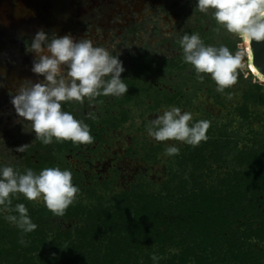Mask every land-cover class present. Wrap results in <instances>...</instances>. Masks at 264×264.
I'll return each mask as SVG.
<instances>
[{
  "label": "trees",
  "instance_id": "trees-1",
  "mask_svg": "<svg viewBox=\"0 0 264 264\" xmlns=\"http://www.w3.org/2000/svg\"><path fill=\"white\" fill-rule=\"evenodd\" d=\"M250 102L264 103V94L248 89L244 111ZM74 107L62 104L69 113ZM92 114L80 109L79 120L88 124ZM228 128L210 123L206 141L186 143L160 165L163 177L147 167L117 187L122 170L115 168L113 177L99 182L95 174L98 181L85 188L76 180L79 194L63 216L12 195L11 208L23 203L37 228L24 233L5 219L18 213L0 211V264H264V127ZM27 145L8 165L21 174L62 163L64 142L45 145L34 137Z\"/></svg>",
  "mask_w": 264,
  "mask_h": 264
},
{
  "label": "rangeland",
  "instance_id": "rangeland-1",
  "mask_svg": "<svg viewBox=\"0 0 264 264\" xmlns=\"http://www.w3.org/2000/svg\"><path fill=\"white\" fill-rule=\"evenodd\" d=\"M160 1L168 10L159 13V21H151V16H155L156 12L154 9L147 7L143 10L142 17L146 22L147 32L140 31L138 35L124 39L120 33L123 28L115 26L116 23L123 24L118 16L113 17L112 29L97 27L90 31L87 40L93 46L103 47L109 53L115 50V56L119 57L125 69L121 78L128 85L130 94L101 95L91 100L85 98L83 103L71 101L75 105L71 114L77 120L80 109L85 114L94 111L87 119L93 137L92 143L74 144L64 141L66 148L62 151V163L58 166L62 170L71 171L74 186L76 180L81 182L79 188L93 185L98 181L94 178L95 174L101 176L99 182L104 178H111L115 168L122 169L116 182L117 187L134 179V173H140L141 167L152 168L149 172L153 177L156 173L163 177L160 165L171 157L165 155V149L169 145H175L180 152L186 143L156 141L148 134V127L152 120L174 107L180 108L182 112H190L193 120H207L218 127L227 124L230 130L244 132L250 126L255 129L264 127L263 102H250L248 110L243 109L244 94L248 89H252L257 95L264 94V73L254 63L251 42H245L217 24L214 10L201 12L196 6L198 0ZM129 16L130 14L128 18H131ZM158 27L160 30L156 35L154 31ZM68 33L75 34L70 31ZM185 34H198L205 46H224L233 55H241V67L237 68L236 82L231 87L223 92L218 91L210 75L197 74L193 66L184 61L181 45H174V42ZM52 38L51 34L47 42ZM31 43L32 40H18L13 52L17 57L16 61L6 69L14 72L19 68L23 74L13 95L22 87H30L31 84L44 80L43 76L32 71L36 53L31 51ZM136 55L140 58L135 65ZM62 67L66 73V66ZM201 75L202 80L199 78ZM254 75L260 81L255 80ZM5 77L6 74L0 75V88L6 82L9 83V79L6 80ZM13 95L7 92L0 104V168L16 161V149L33 142L35 137L31 122L17 114L12 104ZM155 103H159L158 108H151V104ZM101 128L102 132L99 133ZM154 158L159 159L161 164L151 163ZM90 170L92 178L88 179ZM138 178L139 176L135 180ZM82 194L86 196L85 191Z\"/></svg>",
  "mask_w": 264,
  "mask_h": 264
},
{
  "label": "clouds",
  "instance_id": "clouds-1",
  "mask_svg": "<svg viewBox=\"0 0 264 264\" xmlns=\"http://www.w3.org/2000/svg\"><path fill=\"white\" fill-rule=\"evenodd\" d=\"M201 12L214 10V19L227 32L235 34L245 42H264V0H198ZM219 30V29H218ZM49 36L38 31L31 43L36 53L32 71L44 80L22 87L13 97L12 104L17 114L31 122L35 139L48 145L55 141H70L74 144H90L93 141L87 124L77 120L62 109L65 102L83 103L98 96H121L128 92V85L121 74L125 71L118 56H112L103 47H95L90 40H74L69 35ZM184 61L193 66L197 74L210 75L223 92L236 82L237 68L241 67V55L224 46H205L198 34H185L179 41ZM62 66H66L67 71ZM107 78V79H106ZM201 80L203 76L199 77ZM190 112L180 108L165 110L150 122L148 134L159 142L179 141L193 147L207 140L210 122L199 120L191 123ZM28 145L16 150L24 152ZM179 154V148L169 145L166 156ZM22 194L29 201L42 200L55 216H63L76 200L79 188L74 186L71 171L59 167L44 168L35 173L26 169L23 174L5 166L0 169V211H15L18 215H7L10 223L24 233L37 228L23 203L11 208V196ZM20 243H26L21 240ZM153 260L158 259L155 255Z\"/></svg>",
  "mask_w": 264,
  "mask_h": 264
},
{
  "label": "flooded vegetation",
  "instance_id": "flooded-vegetation-1",
  "mask_svg": "<svg viewBox=\"0 0 264 264\" xmlns=\"http://www.w3.org/2000/svg\"><path fill=\"white\" fill-rule=\"evenodd\" d=\"M8 1L9 3H7ZM6 4L11 14L22 19L23 29L19 27L22 34L13 38L9 43L5 40L0 41V75L6 74L5 79H9V83L6 82L0 88V104L1 100L7 96V92L13 95L19 85L18 80L23 76L19 68L14 72H11L10 69L6 70L16 61L17 57L13 52L18 40L31 42L40 30L49 33L48 36L52 34L53 37L70 34L77 41L80 38L88 39L90 31H93L94 28L112 29L111 24L115 16H118L119 21L123 22V24L116 23L115 26L123 28L120 33L124 39H127L132 35H138L140 31L147 32L145 30L146 22L142 17L143 10L147 7L156 11L155 16H151V21H159V13L168 10L160 0H1V6ZM158 8L161 11L158 12ZM129 14L131 18H128ZM137 16H141V18ZM9 19L12 20V17ZM25 19L30 23L24 22ZM28 29L31 31L37 29V32H30ZM159 30V27L155 28L154 33L157 35ZM69 31L75 32V34L72 35L68 33ZM114 53L115 50L110 54ZM142 169L145 167H141ZM136 174L135 172L134 175L136 176Z\"/></svg>",
  "mask_w": 264,
  "mask_h": 264
},
{
  "label": "water",
  "instance_id": "water-1",
  "mask_svg": "<svg viewBox=\"0 0 264 264\" xmlns=\"http://www.w3.org/2000/svg\"><path fill=\"white\" fill-rule=\"evenodd\" d=\"M7 3H9V1ZM11 17L12 20L9 19ZM14 17L15 15L11 14L7 4L4 6L0 5V41L5 40L9 43L13 38L22 34V31L19 30V27L23 29L22 19ZM24 22L30 23L28 20ZM28 30L30 32H37V29H33L32 31L31 29ZM251 45L254 53V63L257 68L264 73V42L252 41Z\"/></svg>",
  "mask_w": 264,
  "mask_h": 264
},
{
  "label": "bare ground",
  "instance_id": "bare-ground-1",
  "mask_svg": "<svg viewBox=\"0 0 264 264\" xmlns=\"http://www.w3.org/2000/svg\"><path fill=\"white\" fill-rule=\"evenodd\" d=\"M248 62L250 63V58H249V55H248ZM251 65V64H250ZM264 75V74H263Z\"/></svg>",
  "mask_w": 264,
  "mask_h": 264
}]
</instances>
